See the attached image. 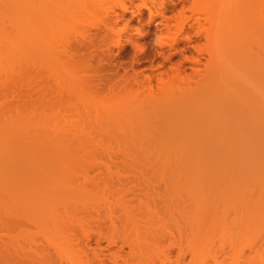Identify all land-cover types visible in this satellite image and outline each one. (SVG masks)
Listing matches in <instances>:
<instances>
[{
  "label": "rangeland",
  "instance_id": "374dc122",
  "mask_svg": "<svg viewBox=\"0 0 264 264\" xmlns=\"http://www.w3.org/2000/svg\"><path fill=\"white\" fill-rule=\"evenodd\" d=\"M47 1L39 20L50 15L51 30L33 32L38 55L0 70V124L28 117L27 139L44 149L13 153L20 166L0 183V264H264V152L238 148L252 140L248 115L264 120V53L251 33L245 65L230 63L217 78L236 81L226 111L238 123L169 117L151 103L203 83L210 57L200 29L228 18L264 25V0L206 1L215 22L202 0ZM5 2L2 22L14 33ZM220 178L231 187L224 196L209 188Z\"/></svg>",
  "mask_w": 264,
  "mask_h": 264
},
{
  "label": "bare ground",
  "instance_id": "6f19581e",
  "mask_svg": "<svg viewBox=\"0 0 264 264\" xmlns=\"http://www.w3.org/2000/svg\"><path fill=\"white\" fill-rule=\"evenodd\" d=\"M6 0H0V8H1V4H3L4 5V3H6L5 5H7V2H5ZM11 1V3L9 2V4L10 5H12V6H6V8H7V10L6 11H9V13L8 12H6V13H8V14H6V15H8L7 17H9V19H10V10L9 9H12L11 7H13V9H14V15H15V21L17 22V23H12V25L15 27V29H17L16 30V32H11V30L9 29V31L7 30L8 28L5 26V22L3 23L2 21H4V18H5V15H4V13H2L3 11H1V9H0V70L2 69L3 70V68L5 67H7V64L6 63H8L9 64V62H10V64L13 62L12 60H14V59H17V58H19V56L22 58V57H24L23 55H25L26 56V53H35L36 51H37V47H38V44H37V41H38V39L35 37V36H33V35H35V34H33V32H35V31H38L37 32V35H39V30L37 29L38 28V26L40 25V26H44V28H43V31H45V32H47V31H49V30H51V29H49V28H51V26L49 27V25L46 23V22H51L50 21V15H49V19H48V16H46L47 17V19L46 20H48V21H40L41 20V18H40V20H39V16H40V11H41V6H42V8H43V10H45L46 12L45 13H47V14H50L49 13V9L47 8V7H49L50 5H48V6H46L47 5V0H46V2L45 1H43V0H10ZM182 1V0H181ZM184 1H186V0H183V2ZM196 1V0H195ZM194 1V2H195ZM198 1V0H197ZM196 1V2H197ZM200 1V0H199ZM203 1V5L202 4H200V5H202V7L205 9V11H203V12H205V14L207 13V11H208V14L209 15H212L211 13L213 12V10H211L210 9V7H209V5L207 6V4H209L208 3V1L210 2V3H212L213 1L212 0H202ZM206 1H207V4H205L206 3ZM212 1V2H211ZM216 1V0H215ZM220 1H222V0H220ZM224 1V0H223ZM232 2H234V3H237V2H239V3H237L236 5L238 6L239 4H240V1L239 0H231ZM230 1V2H231ZM236 1V2H235ZM247 3L250 1H247V0H245ZM253 1V0H252ZM2 2H4V3H2ZM44 3V4H42V3ZM225 2V1H224ZM229 2V1H228ZM229 2V3H230ZM244 1L243 0H241V3H243ZM193 3V2H192ZM218 3V2H217ZM220 3V2H219ZM222 3V2H221ZM233 3V4H234ZM184 4V3H183ZM194 4V3H193ZM193 4H191V6H195V5H193ZM196 4V3H195ZM205 4V5H204ZM226 4V3H225ZM232 3H231V5H230V7H229V4H227L228 5V8L229 9H231V11L233 12V10L235 9V6H233V9H232V5H233ZM249 4V3H248ZM4 5V6H5ZM175 5V4H174ZM197 5V4H196ZM199 5V6H200ZM227 5H226V9H227ZM184 6V5H183ZM198 6V5H197ZM213 7L215 6V4L214 5H212ZM218 6V4L216 5V7ZM243 6V5H242ZM246 6V5H245ZM46 7V8H45ZM201 7V9L202 10H204L203 8ZM205 7H208V10H207V8H205ZM239 7H240V5H239ZM183 9H180L181 11H183V12H185L184 11V8H185V6L184 7H182ZM190 8V7H189ZM188 8V9H189ZM215 8V7H214ZM12 9V10H13ZM47 9H48V11H47ZM185 9H187V8H185ZM190 9H194V8H190ZM209 9L212 11H209ZM221 9H224V8H222L221 7ZM229 9H227V10H229ZM196 10V9H195ZM207 10V11H206ZM181 11H180V14L182 15V13H181ZM214 11H216V9H214ZM223 11V10H222ZM193 12V11H192ZM211 12V13H210ZM219 12H221V11H218V14H220ZM227 12H230V11H227ZM231 12V13H232ZM214 13H216V12H214ZM226 13V12H225ZM230 13H226V19L229 17L228 15H229ZM181 15L179 16V17H181ZM216 14H214V17H213V15H212V18H214V20H212L211 19V17H209V16H206L207 17V19L208 18H210L211 20H212V22H215L216 20H218V19H216V16H215ZM222 15V14H221ZM224 16H225V14H223ZM51 16H53V15H51ZM223 16V17H224ZM2 17H4V18H2ZM55 17V16H54ZM178 17V18H179ZM219 17V15H217V18ZM222 17V16H221ZM177 18V17H176ZM225 18V17H224ZM223 18V19H224ZM180 19V18H179ZM210 19H208L209 21L208 22H211L210 21ZM230 21H231V18H228ZM228 19H227V21H228ZM186 20H188L189 21V17H186V18H184L183 17V20H181V22L182 23H186V22H188V21H186ZM221 20V19H220ZM26 21V22H25ZM39 21L40 22H45L46 23V25H41V23H39ZM186 21V22H185ZM226 20H223V22H222V20H221V23H218L219 22V20L217 21V23L215 22V23H210L211 24V26H208V27H205V29L204 30H202V29H200L201 28V26L203 27L204 25H201V23H199L198 22V20H197V22L195 23L197 26H200L199 28H198V30L200 29L201 31V33H203V31H204V36H205V38L208 40V41H206V43H207V45H206V48L208 49H206L205 48V50L208 52L207 54H208V56L210 57V59L208 58V60H207V62H206V70H205V73H204V76H203V79H202V81H203V83L202 84H200V85H198L195 89L193 88V87H177V91H175L172 87L171 88H169V89H165L162 93H161V95L160 96H157V97H160L161 99H153V102H151L152 103V106H153V108L155 107V108H160V107H162L163 109H164V113L166 114V115H168L169 117H171V116H173V115H175L178 111H185L186 112V115L187 116H190V117H194V116H200V117H202L203 119H208V120H211V119H213L214 120V122H213V125L214 126H216V127H219V125H223L225 122H231V123H238L239 122V120H240V118L242 119V117H240L239 116V114L235 111V110H230L229 112L228 111H226L227 109H228V106L231 104V101H233V99L232 98H230V95H231V92H232V90L236 87L235 85H236V83H235V85H234V87H233V84H234V79H232L231 77H229L228 78V80H226V81H224V82H222V83H220V84H217V78H218V76H222L223 75V73H225V72H228V69H229V67L231 66V64H235V63H240V64H242V65H245V62H246V59H245V57H244V51H246L247 52V47H245V46H247L246 44H248V42H247V40L249 39L248 37H249V35H248V31L251 33V37H252V40H254L253 42H255V43H258V44H256V45H259L258 47H259V49L261 50V52L263 51V53H264V25L262 24V23H259V24H257L256 25V23H254V26L253 27H247L246 25H245V23H233V22H231V23H229V22H227ZM36 24H35V23ZM181 22H179V23H181ZM8 24V23H7ZM39 24V25H38ZM193 24V23H192ZM199 24V25H198ZM10 25H11V23H10ZM9 25V26H10ZM37 25V26H36ZM48 25V26H47ZM51 25V24H50ZM207 25V24H206ZM209 25V24H208ZM39 26V27H40ZM6 27V28H5ZM17 27V28H16ZM36 27V28H35ZM47 29H46V28ZM49 27V28H48ZM36 33V32H35ZM46 34V33H45ZM196 34H197V32H196ZM200 33H198L197 35H199ZM203 34H201V35H203ZM44 35V34H43ZM46 36V35H45ZM190 37V36H189ZM203 37V36H202ZM39 38H40V36H39ZM48 38H49V36H48ZM204 38V39H205ZM187 39H190V38H188L187 37ZM205 39V40H206ZM37 40V41H36ZM46 40H47V38H46ZM45 40V41H46ZM209 41H210V43H209ZM205 43V44H206ZM211 44L210 46H209V44ZM39 44H40V39H39ZM213 44V45H212ZM219 45H220V47H219ZM250 45H252L251 43H250ZM42 46V45H41ZM41 46L39 45V47L41 48ZM207 46H209V47H207ZM43 47V46H42ZM210 47H212V48H210ZM224 49V50H228L229 52H227V50H226V52L224 53V51L222 50V48ZM254 47H255V44H254ZM260 47H262V49L260 48ZM221 48V49H220ZM248 50H250L251 49V46L249 47L248 46ZM39 49V48H38ZM211 49V50H210ZM40 50V49H39ZM38 50V52H40ZM218 50V51H217ZM220 50V51H219ZM222 50V51H221ZM230 50H231V52H233L234 54H235V56L232 54H230L232 57H231V59L229 58L228 59V57L230 56V55H228L227 53H230ZM252 51H253V48L251 49ZM260 50H259V52H260ZM41 51H42V49H41ZM211 51H213V52H211ZM221 52H223V53H221ZM245 52V53H246ZM37 53V52H36ZM221 53V54H220ZM248 53V52H247ZM249 53H251V52H249ZM39 54H41V53H39ZM210 54V55H209ZM223 54H226L228 57H226V55H224L225 57H226V59H225V57L223 56ZM259 54V53H258ZM37 55H38V53H37ZM260 55V54H259ZM262 55V56H261ZM261 55H260V58H262L263 56H264V54H262L261 53ZM234 56V57H233ZM40 57V56H39ZM30 58V57H29ZM37 58V57H36ZM260 58H259V60H260ZM25 59V58H24ZM38 59V58H37ZM225 61H223V60ZM257 60H258V57L256 58ZM263 60H264V57L261 59V63L263 62ZM25 61V60H24ZM17 62V60H15V63ZM28 62V61H27ZM227 62H229V63H227ZM14 63V62H13ZM12 63V64H13ZM14 63V64H15ZM227 64V65H225V64ZM231 63V64H230ZM229 64V65H228ZM263 65H264V63H262V66L261 67H263ZM11 66V65H10ZM224 66H227V67H224ZM261 67H260V69H258V70H261ZM4 68V69H5ZM225 68H227V69H225ZM7 69H8V67H7ZM177 69H179V68H177ZM264 69V67L262 68V70ZM2 70H1V72H2ZM7 71V70H6ZM5 71V72H6ZM162 72V71H161ZM159 73V78L160 79H163L164 77H162V74L164 73ZM264 72V71H263ZM262 72V73H263ZM264 74V73H263ZM140 75V74H139ZM138 76V75H137ZM146 76V75H145ZM151 76V75H150ZM150 76H147L146 78L148 79L147 81L149 82V80H151L153 77H150ZM156 76V75H155ZM163 76H164V74H163ZM162 77V78H161ZM135 79H137V77H135ZM138 80H140V79H138ZM142 80V79H141ZM162 80H160V82H161ZM159 82V81H158ZM232 82V83H231ZM236 82V81H235ZM152 83V81L151 82H149V83H147L148 85H150ZM261 85V84H260ZM149 87H151V85L149 86ZM256 113H257V115L259 114L258 112H254V115L252 116V115H248V117L250 118H248V120H249V125H250V127H251V131H252V133H253V135H252V137H251V142L248 144V145H241V146H239L238 148L241 150H243V149H251V150H253V151H257L258 153H262V152H264V120H263V115H261L260 114V117H258L257 115H256ZM261 117H262V119H261ZM20 118V119H19ZM22 118H23V116H22ZM21 117H18V118H16V120L15 121H13V122H15L14 124L15 125H12L11 124V122H12V120L13 119H6V120H9V124H11V125H9V124H7L6 122H4L5 124H3V122H2V124H0V183H4V185L7 183V180L8 179H6V178H8V171H7V169L8 168H10L11 169V167L13 166H15L14 168H17V165H19L20 163H19V161H20V159H16L17 158V155H16V158L13 156V153H37V155H38V153H39V151L41 152V150H44L43 148L41 149V147L39 146V145H37V144H39L36 140H38V139H34L35 140V142H37V144L36 143H33V142H30V140L28 141V139L27 138H29V128H26V129H24L25 127H24V123L23 122H25V124L29 121L28 119V117H25L24 118V120L25 121H23V119H22ZM20 120L19 122L17 121V120ZM22 119V120H21ZM26 119H27V121H26ZM259 119V120H258ZM260 119H261V121H260ZM11 120V121H10ZM23 121V122H22ZM12 122V123H13ZM20 122H22L21 123V125H20ZM261 122V123H260ZM35 126V125H34ZM37 126V125H36ZM22 127H24V128H22ZM33 127V126H32ZM34 130V129H33ZM31 131V130H30ZM34 137V136H33ZM32 137V138H33ZM31 138V139H32ZM33 141V140H32ZM41 143V142H40ZM46 145V144H45ZM60 149V148H59ZM59 149H57V150H59ZM38 151V152H37ZM60 151V150H59ZM65 151H67V150H65ZM69 151V150H68ZM47 152H49V151H47ZM32 153V154H33ZM50 153V152H49ZM58 153V152H57ZM63 153V152H62ZM40 154H44V152H41V153H39V155L38 156H40ZM50 154H52V153H50ZM56 154V153H55ZM22 155V154H21ZM53 155V154H52ZM61 155V154H60ZM262 155H263V153H262ZM43 156V155H42ZM52 157V156H51ZM50 157V158H51ZM72 157V156H71ZM20 158V157H19ZM35 158V157H34ZM61 158V157H60ZM15 159V160H14ZM37 159V158H36ZM57 158H54V160H56ZM17 160V161H16ZM51 160V159H50ZM50 160H49V162H50ZM63 160V159H62ZM34 161V160H33ZM43 161V160H42ZM30 162H31V160H30ZM37 162V161H36ZM45 162V161H44ZM56 162L57 161H55V163H54V165L56 164ZM59 160H58V162H57V164H59ZM51 163V162H50ZM53 163V162H52ZM61 163V162H60ZM63 163H65V162H63ZM62 163V165L61 166H64V164ZM29 164V163H28ZM32 164V163H31ZM31 164H29V165H31ZM40 164V163H39ZM34 165V164H33ZM60 165V164H59ZM20 166V165H19ZM22 166V165H21ZM39 166V165H38ZM57 166V165H56ZM194 166V165H193ZM197 166V165H196ZM196 166H195V169H196ZM30 167V166H29ZM37 167V166H36ZM42 167H44V166H42ZM46 167V166H45ZM39 168V167H38ZM52 168V167H51ZM56 168V167H55ZM59 168H61L60 166H59ZM58 168V169H59ZM67 168V167H66ZM189 168V167H188ZM192 168V167H191ZM190 168V169H191ZM29 169V168H28ZM47 169H49V168H47ZM62 169V168H61ZM186 169V168H185ZM189 169V170H190ZM193 169V168H192ZM42 171H44L45 169H41ZM40 170V171H41ZM50 170V169H49ZM213 170V169H212ZM211 170V171H212ZM54 171V170H53ZM63 171V170H62ZM187 171H188V169H187ZM191 171V170H190ZM203 171V170H202ZM208 171V170H207ZM36 172V171H35ZM34 172V173H35ZM60 172V171H59ZM192 172V171H191ZM198 172V171H197ZM204 172V171H203ZM202 172V173H203ZM213 172V171H212ZM27 173V172H26ZM42 174H43V172H41ZM49 173V172H48ZM48 173H47V175H48ZM51 173V172H50ZM54 173V172H53ZM63 173V172H62ZM67 173H69V172H67ZM188 173H189V171H188ZM244 173V172H243ZM31 174V176H32V173H30ZM29 174V175H30ZM38 174L39 173H37V177H38ZM237 174V173H236ZM236 174L234 173V175H233V179H234V181H240V180H238L237 178H239L240 176V179H241V181L242 180H244V179H246L247 180V176H246V174L244 173L243 175H242V173L240 174V171H238V177L236 178ZM23 175V174H22ZM52 175V174H51ZM197 175V174H196ZM200 175V174H199ZM201 175H204V174H201ZM200 175V176H201ZM210 175H212V174H210ZM27 176V175H26ZM35 176H36V174H35ZM39 176H40V174H39ZM71 176V175H70ZM70 176H68V177H70ZM198 176V175H197ZM197 176L195 177V179L197 178ZM234 176H235V178H234ZM256 176V175H255ZM30 177V176H29ZM43 177V176H42ZM193 177V176H192ZM212 177V176H211ZM217 177V176H216ZM249 177V176H248ZM251 177V176H250ZM254 177V176H253ZM32 178V177H31ZM44 178V177H43ZM52 178V177H51ZM200 178V177H199ZM207 178V177H206ZM218 178V177H217ZM26 179H30V178H26ZM34 179V177L32 178V180ZM36 179V178H35ZM34 179V180H35ZM60 179V178H59ZM223 179V178H222ZM221 178H220V181L222 182V183H220V181L218 180V182L220 183H218L217 182V184H216V181H214L213 183H214V185L213 186H211V184H209L210 185V187L209 188H215L216 190H218L220 193H221V195H223V194H225L226 195V192H227V190H228V187H229V185L227 186V185H224V183H223V181L224 180H222ZM225 179V178H224ZM232 179V180H233ZM257 179V178H256ZM6 180V181H5ZM31 180V181H32ZM66 180V179H65ZM192 180H193V178H192ZM191 180V181H192ZM204 180V179H203ZM229 180V179H228ZM246 180H245V182H246ZM29 181V180H28ZM36 181V180H35ZM37 181H39L38 179H37ZM49 181V180H48ZM47 181V182H48ZM60 181V180H59ZM70 181V180H69ZM68 181V182H69ZM196 181H198L197 182V184H201V182L197 179ZM240 181V182H241ZM27 182V181H26ZM33 182V181H32ZM32 182H30V183H32ZM41 183H42V181H40ZM40 182H38V183H40ZM62 182H63V179H62ZM225 182H227V181H225ZM3 183L1 184V186H3ZM29 183V182H28ZM37 182H35L34 184H36ZM45 183V182H44ZM63 183H65V182H63ZM191 183V182H190ZM203 183V182H202ZM210 183H212V182H210ZM66 184V186H68L67 185V183H65ZM64 184V185H65ZM191 184H193V182L191 183ZM196 184V182H194V185ZM204 184H207V183H204ZM233 185V184H232ZM41 186H42V184H41ZM71 185H69L68 187H70ZM64 187V186H63ZM65 188H67V187H65ZM230 189H231V187H229ZM233 188V187H232ZM66 190V189H65ZM64 191V190H63ZM71 191V190H70ZM231 192V191H230ZM227 193H229V192H227ZM72 194V193H71ZM224 196V195H223ZM119 200V201H118ZM118 201V202H117ZM122 200H120V198L119 199H116V202L117 203H123V202H121ZM113 258H115V257H112V259ZM113 262H115L114 260H112Z\"/></svg>",
  "mask_w": 264,
  "mask_h": 264
}]
</instances>
